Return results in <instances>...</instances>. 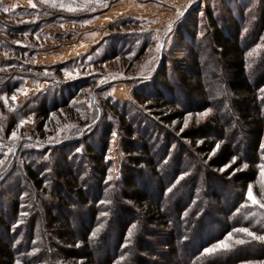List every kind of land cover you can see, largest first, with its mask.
I'll return each instance as SVG.
<instances>
[{
  "label": "rangeland",
  "instance_id": "374dc122",
  "mask_svg": "<svg viewBox=\"0 0 264 264\" xmlns=\"http://www.w3.org/2000/svg\"><path fill=\"white\" fill-rule=\"evenodd\" d=\"M2 1L6 11L21 7L37 8V4H44L40 0ZM78 1L77 6L75 3ZM62 2L63 0L61 4ZM65 2L66 5L61 6L58 12L53 15L49 13L44 15L53 21L48 26L42 25L43 31L47 34L35 35L33 39L26 36L23 42H14L27 46L25 54H20L12 48V50H0V61L10 63V66L12 61L25 65L21 69L24 71V84L13 94L12 102L9 96L4 101L6 106L9 101L13 107L24 105L23 108L27 112L8 135L4 132L5 125L9 122L5 117H11L12 113L9 107L6 110H0L2 150L0 170L4 166L0 172L2 175L0 190H4L0 199L7 203L16 192L22 190L18 201L19 223L17 224L18 211L12 216L9 211L3 214V217L9 221V241L26 258L30 255H33V258L37 257L44 251V247L46 250L49 249L46 252L49 263L47 261L43 262L44 264H61L57 258L58 250L61 248L67 253L75 254L79 251V245L74 247L62 245L54 233L53 238L49 228L46 227L45 208L48 205L53 206L52 210L57 213L59 220L63 222L67 219L73 236L80 238L84 230L80 225L81 218L82 223L89 228L86 219L89 215L86 210L89 203L88 205L80 203L77 196L71 195L72 191L62 189L55 183L52 175L46 177L49 188L42 196L34 195L32 186L30 187L22 179L19 181L20 174L25 175L27 161L33 162L34 168L42 167L50 173L52 168L63 164V157L69 159L75 154L77 161L85 169L80 173L82 181L85 184L89 183L87 190L84 187L88 185L82 184L85 193L89 196L93 195L96 192L95 187L101 185V199L97 200L100 196L96 199L100 203L96 206L101 212L94 218L98 225L90 239L94 264H183L184 261L188 262L189 254L184 245L190 241L191 236L195 237L190 228L191 222L194 220V224L198 225L196 220L200 222L198 218L204 210L201 209L194 215L197 208L200 210L203 207L199 204L200 201H197L205 198L215 204L216 210L219 211L224 203L220 199L216 203L211 196L206 197L204 193H212L217 188V191L219 188H228L229 194L221 190L219 193L223 198L229 199L230 203L234 202L241 193L232 183L231 175H226L225 172L229 169L227 166L221 169L209 168L205 158L208 154L206 151L197 149V145L205 142L203 135L206 133L207 137H211L213 141L222 137L237 145L238 157L246 161L238 170L248 168V161H253L254 158V161L263 160L264 162V138L259 152L254 154L248 149L247 143L251 134L235 109L236 98L227 83L229 66L212 38L216 30L212 24L213 18L218 20L219 26L220 24L222 26L230 24L232 27L233 24L238 25L240 29L238 40L241 45L248 48L245 55L246 70L251 77L254 75L256 81L264 84V0H76L75 3L72 0H65ZM84 4L87 6L84 7ZM20 19L13 20V23H18ZM40 19L41 16L36 17L34 21ZM43 20L40 22L43 23ZM9 21L8 18L5 19V23ZM8 38V34L0 32L1 42ZM9 42L13 43L12 40ZM258 62L259 68H257ZM7 67L0 68L1 75L12 71L11 67ZM182 76L185 77L186 84L191 82L192 86L185 88L186 84L182 82ZM193 76L196 78L193 79ZM58 83L64 84L63 89H60L62 98H54L50 93ZM198 83L202 84L208 97L204 100L200 97H186V90H190ZM65 85L71 86V93L76 92L77 95L70 101V106L60 108L52 114V124L46 127V135L39 137L37 124L41 119L35 116L32 108L36 104H42L43 97L48 107L67 101L69 97L65 91ZM260 91L261 97L264 98V85H260ZM137 92L147 93V96H150L149 99H155L158 94H164V99H174L179 108L187 114L183 120L167 123L162 117L171 112V107L158 108L149 99L143 100L136 97ZM111 103L128 113L126 121L138 130L137 134L141 139L143 134L139 131H147L145 143L146 141L149 145L156 143L152 147L150 145V153L146 156L152 160L157 159L153 161L158 170H162L160 178L149 177L152 173L147 163L136 167L129 165L127 153L121 147L123 131L119 127V117L112 113ZM255 115L264 116V107L262 113ZM110 124L114 126V130L110 136V145L105 157L108 178L98 184L95 175L97 177L99 170L93 171L94 164L89 158L90 155L86 157V147L90 144L99 145L104 127ZM13 132L16 133L15 137L12 136ZM74 137L78 138L77 144L70 142ZM169 140L173 142L168 150L157 146L167 145ZM66 145L69 146L65 150ZM23 148L33 151L27 161L21 155L24 154ZM40 155H43L45 160L42 163L38 159ZM149 157L144 159L148 162ZM176 157L180 158L179 162ZM172 167L174 170L171 173ZM75 171L81 170L75 169ZM262 171H264V163L259 165L257 181L249 186L246 196L251 206L263 201L264 209ZM126 172L141 174L143 181L151 182L156 187L160 183L165 184L164 188L168 187V189L164 196L159 197L161 201L170 205L175 204L177 200H185V203L181 204V210L185 208L187 210L180 212V219H177V209L172 207L175 217L169 218L168 224L157 226L159 231H145L146 242L142 244L136 240L138 238L136 229L140 227L141 221L134 224L136 226L129 231L127 243L121 246L120 239H122L124 225L115 228L114 221L117 222L118 218L112 213L117 211L119 218L123 221L130 220V217L135 215L132 212L130 214V211L125 212L124 209H119V203L115 200L117 192L123 188L121 177ZM3 179L10 185V189L5 190V185L1 182ZM192 185L196 189L191 196ZM249 190L255 198V203L249 198ZM56 191H62L60 194L64 198L65 206L60 203L62 198L58 200L56 197ZM255 192H258L261 197L258 198ZM28 198H31L32 202L30 200L28 203ZM120 200H123L125 204L128 203L125 198ZM240 205V214L236 212L230 215L231 209L227 206L224 213L218 212L221 222H219L220 218L217 222H212V218L203 222L205 227L210 228V232L216 233L214 241L227 234V230L236 225L233 228L236 231L235 235L230 236L228 233L225 240L214 245L211 248L213 251L203 256L204 262L264 264V241L257 240L253 235L237 231V229L247 228L255 236L264 235V230L257 227L258 219L254 213L253 220L247 224L251 218L249 210H246L249 209L248 206L246 208L248 204L241 202ZM212 211L211 209L210 215L217 216ZM6 213H9L8 217ZM198 214L200 215L197 217ZM173 222L178 224L172 226ZM245 223L247 227L244 226ZM151 229L156 228L151 227ZM169 233L176 235L173 239V249L168 247ZM164 235L167 236L166 242L163 239ZM23 236L26 237L27 242L30 243L32 240L34 245L41 244L42 248L39 250L33 248L29 252L27 246H23L24 242L21 240ZM200 239L196 238L194 243L204 242L203 238ZM228 239L236 246L227 243ZM238 240H243L244 243H237ZM51 241H55V247L50 245ZM222 241L227 243V248L220 247ZM136 247L139 249L137 253L133 251ZM245 255L261 256L263 260L238 263ZM55 256L57 259L53 262ZM80 257L81 255L77 257L78 264L84 262ZM168 257H171V260H168Z\"/></svg>",
  "mask_w": 264,
  "mask_h": 264
},
{
  "label": "trees",
  "instance_id": "16d2710c",
  "mask_svg": "<svg viewBox=\"0 0 264 264\" xmlns=\"http://www.w3.org/2000/svg\"><path fill=\"white\" fill-rule=\"evenodd\" d=\"M36 1H39V0H36ZM40 1L41 3L44 2V4H37L38 5L37 8H26V7L22 8L21 7V8H17L14 10L6 11L4 2L0 0V32H5L6 34L9 35L8 40L6 41L4 40L6 43L4 41L3 42L0 41V50H6V49L12 50L13 49V50H16V52L20 54H23V53L25 54V47L27 46H25L24 44L23 45L15 44L14 42H23L22 40H24L23 38L26 36L29 39H33L35 38V35L47 34L46 32L43 31L44 26L42 25L48 26L50 23H53V21L47 19V17H44V15L46 13L53 15L54 13L60 10L61 6H64V4L66 5L65 0H63L62 4H61L62 0H40ZM72 1L74 3L76 2V0H72ZM75 4L78 6L79 1L76 2ZM86 6L87 4H84V7ZM40 16H41L40 20L44 19L43 23L40 22V20L34 21L36 17H40ZM6 18L10 20L7 23H5ZM17 19H20L18 23H13V20H17ZM212 22H213L212 23L213 26L216 27V30L214 31L212 35L213 41L215 43V46L219 47L221 56H223L226 59V63L229 66L227 83H228V87L230 91L236 98V100L234 101L236 102V108H235L236 112L242 117L243 122L247 125V128L249 129V132L251 134V137H249L248 143H247L248 149L250 151H253L254 154H256V152H259L260 147L262 146V143H263V138H264V116L257 117V115H255L256 113L257 114H260V112L262 113V108L264 107V98L261 97V93H260L261 92L260 85L262 86L264 84L263 82L260 83L256 81L257 79L254 78V75L251 77L246 70L247 61H246L245 55H246V51L248 50V48L247 46L244 47L243 45H241L240 41L238 40V36L240 33L239 26L236 24H233V27L230 24L229 25L224 24L223 26L220 24L219 26L218 20L214 18ZM192 38L194 39L193 36ZM10 40H12L13 43H10L9 42ZM259 65L260 63L258 62L257 68H259ZM5 66L11 67L13 71V73H11L12 72L11 71L8 74L6 73H3L4 75L0 74V110L1 111L4 109L6 110V108L9 107L12 113L11 117L9 118L5 117L6 119L9 120V122H7V124L5 125V128L3 127L5 134L8 135L12 132L15 126L19 124L23 114L27 112L23 108L24 105L20 107H13V105L10 103V101L12 102L11 98L13 94H15V92L20 87H22V85L24 84V81H23L24 71H22L21 69H23L25 65L22 64L21 62L12 61L11 66H10V63L7 64L3 61H0V68H3ZM184 78L182 82L186 84ZM194 78H196V76H193V79ZM62 85L64 84L58 83V85L51 90L50 93L54 96V98L63 97L62 92L60 90V89H63ZM188 86H192L191 82L189 84H186L185 88L186 87L189 88ZM70 87H68V85L67 86L65 85V91L69 99L63 102L62 104L48 107L46 106L47 102L45 103L46 100L43 97L42 104L40 105L36 104V106L32 108V112L36 114L35 116L41 119V121L37 124V129L39 131V134H38L39 137H44L46 135V127L48 126V124L51 123L52 114L57 112V110L60 108H66L70 106V101H72V99L76 97L77 93L76 92L71 93ZM72 87L74 88L75 86L72 84ZM154 91L156 92V90ZM185 94H186V97L188 96L190 98L200 97L203 100L208 97V94L203 90L201 83H198L197 85L191 87L190 90L187 89ZM8 96H9L10 101L8 105L6 106L5 101ZM135 96L143 100H147L150 97V96H147V93H138V92L135 94ZM164 98H165L164 94H158L157 98L149 99L151 102L155 103L156 104L155 106L158 108H162V107L170 108L171 107L172 109L171 112L168 114H164L162 117L163 120L167 123H172L175 120H183L187 113L186 112L184 113L183 109L181 110L179 108L177 101L171 98L170 99H164ZM110 109L112 113L115 114L116 117H119L118 119L120 122L119 127L121 131H123V134L121 136V147L127 153L129 165L136 167L138 165H141L142 163L144 164L147 163V166L152 173V175L149 174L150 175L149 177H153L157 179L160 178L162 170H158L154 162L157 159L155 160L153 159L154 160L153 161L149 156H146V155H149L150 153L149 152L150 145L152 147L156 143H153V144L150 143V145H149V142L147 143V141L145 143L144 141L146 139L145 137L148 135L147 131L146 130L139 131L141 134H143L142 135L143 139H141L140 135L137 134L138 130L134 129L129 123H127L126 118H127L128 113L124 112L123 110L121 111V109H119V107H117L116 104L114 105L113 103H111ZM79 120L81 119L79 118ZM113 130H114L113 125L111 124L110 126L106 125L101 133L102 138H101L100 144L96 146H92V144H90V145H87L86 147L87 148L86 157L87 156L89 157L90 155L89 158H91L94 164L93 171L95 172L96 170H99V174L97 175V177L95 175V178L98 184H101L102 180H106L108 178V172H107L108 167L106 166L105 157L107 156V151L109 149L110 140H111L110 136H112ZM203 136L205 138V142L204 144L197 145V149L200 151H206V153L208 154L206 155L205 158L207 160V164L209 168L221 169L227 166L229 169L228 171L225 172L226 175H231L232 183L239 188L241 193H240V196H238V198H235V201L232 203H230L231 201L229 199L223 198V196L219 193L221 190L222 192L229 194L230 191L228 188H223V189L219 188L218 191H217L218 189L217 188L212 193L211 192L204 193L206 197L207 195L211 196L215 200L216 203H217V200L219 199L222 201V203H224V206H222L219 209V211L216 210L215 204L207 201L205 198H201L197 201V202L200 201L199 204L203 205V207L200 208V210L197 208L195 210L194 215L200 212L201 209H204V210L202 211V215L200 214L197 215V217L200 215L198 218L200 222H197L196 220V223L198 225L194 224L195 222L194 220H192L191 222L192 225L190 228L192 229L191 230L192 234L195 235V237L192 238L193 236H191L190 241H188L184 245V248L189 254V257H188V262L184 261L183 264H208L206 261L205 262L203 261V256L207 252H209L208 250L211 249L214 245H216L221 240H225L226 235L228 233L230 236L235 235L236 231H234L233 228L236 225L229 228L227 230L228 232L227 234L222 235L220 238H217L214 241L216 233L213 234L212 232H210L209 231L210 228L205 227V223H203L205 220H208L210 218H212L211 219L212 222H217L218 218L221 217L218 215V212L224 213L226 210L225 208H227V206L229 209H231L230 210V215H231L232 213L236 214V212L237 214H240L241 202L248 204L246 205V208L248 206L249 209H246V210H249V213L251 214V218L247 224H249L253 220V213H254L256 215L255 216L256 219H258L257 227L264 230V209L262 205L263 201H259V203L254 204V205L252 204L253 206H251L246 196L249 186L251 184H254V182L257 181L259 165L264 163L263 160L254 161L255 160L254 158L253 161H250V162L248 161V164H249L248 168H246L245 170L244 169L238 170L241 167V165L245 163L246 161L245 160L242 161L241 157H238L237 145H234L233 142L226 140L222 137L216 141H213L211 137H207L206 133ZM77 141H78V138L76 139L74 137L73 140H71L70 142H72L73 144H77ZM0 142H1V138H0ZM172 142L173 141L169 140V143L167 145L160 144L157 146H161V148L168 150ZM68 146L69 145H66L64 147L65 150ZM23 149H25L24 154H21V155L27 161V158L32 155L33 151H31V149H28V148H23ZM1 151L2 150L0 146V152ZM145 157H149L148 162L147 160L144 159ZM38 159L40 160L41 163L45 161L43 155L38 156ZM63 159H64L63 164L57 165L50 170L51 174L48 171L46 172L45 170H43L44 168L42 167L38 169L34 168L33 162L27 161L26 167L24 169L25 175L20 174L19 181H21L22 179L30 187L32 186L34 188L32 189L34 195L42 196L43 194H45V192L49 188L47 186L46 177L48 175H52L55 183L61 186L62 189L65 188L66 190L72 191L71 195L77 196L76 198L80 200V203H82L83 205H88L89 203V207H87L86 209L87 212H89L88 218H86L89 224V228L86 227L84 223H82L83 220L81 218L80 225L82 226V228H84V230L80 238H76V236H73V234L71 233L68 227L69 221L67 219H65V221L63 222L59 220L57 213L52 210L53 206L48 205L47 208H45L44 219H46V225H47L46 227L49 228L50 233L52 234L53 238H54V235H53L54 233L56 239H58L62 243V245L64 244V245H69L73 247L76 245H79L78 246L79 251H77L79 254H77V252H75V254L67 253L62 250L63 248H61V250H58L59 256H57V258H59L61 264L62 262L64 264H69V263L78 264L77 257H79V255H81L80 258L84 260V262L79 263V264H94L92 260L93 259L92 252L90 250L91 249L90 239H92V236L97 228L96 226L98 225V223L96 222V219L94 218H96V216H98L99 213L101 212L99 207L96 206V204H100L97 200L101 199V195H102V194L100 195L101 185H99V187L98 186L95 187V185H93V187L96 188V192L93 195L89 196L87 193H85V190L89 189V183L88 184L86 183L88 186H86V188L84 187L85 190L82 188V184H84V186L86 184L85 182L83 183L80 173L84 171L85 169L84 167H82V164L77 161L78 160L77 156L73 154L71 155V158L66 159L65 157H63ZM176 159H177V162H179L180 158L176 157ZM233 165L235 167H233ZM3 167L1 168L0 172L2 171ZM75 169L77 171L78 170L79 171L81 170V171L76 172ZM170 169L172 173V171L174 170V167ZM163 173H166V172H163ZM0 176L2 175L0 174ZM142 178H143V175L141 174L135 175L129 172L124 173V175L121 177V180H122L121 183L123 185V188L120 190V192H117L115 200H117V202L119 203V206H120L119 209L121 210L124 209L125 212L130 211V214L131 212L135 214L134 216L132 215L130 217V220L128 219V220L123 221V219L119 218L120 216H118L117 211L112 213V214H115V216L118 218L117 222L114 221L115 228H120L122 225H124L122 239H120L121 246H124V244L127 243L126 239L128 236H130L129 231L131 230L133 226H136L134 224H138L141 221L140 227L136 229V231H138V238L136 240H139L138 243L142 244L143 242H146L144 239L145 231H148V230L159 231L157 229L160 225L168 224V219L171 217L173 218L175 217L172 212V207L174 209H177V215L175 213L177 219H180L179 218L181 215L180 212L182 213L185 210H187V208L181 210L183 203H185V200L180 199V201L177 200L176 203L174 202L175 204H170V205H166L165 203H163V201H161L159 197L164 196L167 193L166 191L168 189V187L164 188L165 184L160 183V185L156 187V185L152 184L151 182L146 183L145 181H143ZM5 181L6 180L3 179L1 182H3V184L5 185L4 186L5 190H8L10 189V185L6 183ZM216 181H215L216 185L220 187V185L217 184ZM155 183L157 184V181ZM191 187L193 188V191H191V196H192V194L195 192L194 189H196V187H194V185H192ZM21 191L22 190H19L18 192H16L12 196V198L8 200L7 203L3 202V200L0 199V264H19V263L21 264H44L43 262H47V261L49 263V259H46L47 257L46 252L49 251V249L46 250L44 247L43 249L44 251L39 253L37 257L33 258V255H30V256H27L26 258L25 255L22 256L20 252H18L13 247V244L9 241V236H10L9 235L10 227L8 225L9 221L5 217H3V214L9 211L12 213L11 214L12 216L15 214L16 211H18L19 214L17 217V224L19 223L20 205H18V201H19V197H21L20 196ZM2 193H4V190L1 189L0 198L2 196ZM55 193H56V197L58 198V200L62 198L60 202L61 205L65 206V203L63 200L64 198L60 194L62 193V191L61 192L56 191ZM255 195L258 198L261 197L260 194L258 195V192H255ZM98 197L99 199H97ZM121 198H125L128 201V203L125 204L123 200L122 201L120 200ZM27 200H28L27 202L30 203L29 201L31 200V198L30 199L28 198ZM120 202H123L124 204L123 203L121 204ZM8 203L10 206L7 205ZM211 209L213 210L212 211L213 214L217 216L210 215ZM243 210L245 209L243 208ZM93 214H94V217H93ZM6 215L8 217L9 213H6ZM220 220L221 218L219 219V222H221ZM171 224L173 226V224H178V222L177 223L173 222ZM244 226L247 227L248 225H246L245 223ZM151 227H154L156 229H151ZM1 230L3 232H1ZM118 235H119V232H118ZM166 237H167L166 235L163 236V239L165 240V242H166V239H165ZM175 237H176L175 234L169 233V236H168L169 241L167 243H168V247L171 249L174 248L173 239ZM196 238L198 239L203 238L204 242L198 241L195 244L194 242ZM163 239L161 240L163 241ZM21 240L24 242L23 246H27L29 252L32 251L33 248L38 249V250L42 248L41 244L36 243L34 245L32 240L30 241V243L27 242L25 236L21 237ZM51 243L52 244L50 245L52 247H55V244H56L55 241H51ZM227 243H231V240L228 239ZM231 244L233 246H236L235 243H231ZM115 246H116V243H115ZM133 251L137 253L139 249L136 247L135 249H133ZM57 258L55 256L53 259V262H55ZM167 259L171 260V257H168ZM262 260L263 258H261V256L257 257V256L245 255L243 258H240V261L238 263L260 262Z\"/></svg>",
  "mask_w": 264,
  "mask_h": 264
},
{
  "label": "snow or ice",
  "instance_id": "6c2138e0",
  "mask_svg": "<svg viewBox=\"0 0 264 264\" xmlns=\"http://www.w3.org/2000/svg\"><path fill=\"white\" fill-rule=\"evenodd\" d=\"M33 6H35V5H33ZM13 99H15V97H13ZM21 123H23V121ZM15 135H16V133L13 132L12 133V136L15 137ZM261 174L264 175V171H262ZM248 195H249V198L253 200V203H255L256 201H255V198L251 194V190H249ZM237 231H241V232L248 233L249 235H253L255 239L264 241V235H262V236H255V234L254 233H250L247 228H240V229H237ZM237 243H244V241L243 240H238ZM220 247L227 248L228 245H227L226 242H223L222 241L221 244H220ZM208 251H213V249H209Z\"/></svg>",
  "mask_w": 264,
  "mask_h": 264
}]
</instances>
